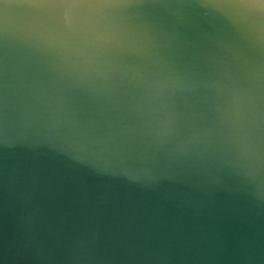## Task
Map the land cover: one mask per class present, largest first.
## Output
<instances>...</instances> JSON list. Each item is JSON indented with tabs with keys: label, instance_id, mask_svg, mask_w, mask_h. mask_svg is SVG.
Wrapping results in <instances>:
<instances>
[{
	"label": "water",
	"instance_id": "1",
	"mask_svg": "<svg viewBox=\"0 0 264 264\" xmlns=\"http://www.w3.org/2000/svg\"><path fill=\"white\" fill-rule=\"evenodd\" d=\"M0 264H264V0H0Z\"/></svg>",
	"mask_w": 264,
	"mask_h": 264
}]
</instances>
